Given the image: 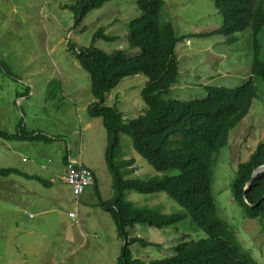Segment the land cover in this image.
Instances as JSON below:
<instances>
[{"label":"rangeland","instance_id":"obj_1","mask_svg":"<svg viewBox=\"0 0 264 264\" xmlns=\"http://www.w3.org/2000/svg\"><path fill=\"white\" fill-rule=\"evenodd\" d=\"M76 1L0 0V130L11 136L24 131L28 137L0 139V169H15L50 182L46 187L17 175L0 179V264H115L124 247L111 217L97 207L100 199L113 196L112 177L104 160L107 135L102 119L89 114L95 101L90 77L69 46L88 48L97 31L104 29L107 36L117 39L98 40L97 49L107 54L123 51L134 58L140 50L129 47L128 25L141 12L136 0H117L92 11L75 27L74 15L66 6ZM164 1L161 19L172 23L179 39L175 55L180 73L178 84L164 96L166 100L203 99L206 88L235 89L252 78L257 48L250 30L231 37H202L222 26L223 16L214 1ZM233 37L236 41L230 43ZM258 43L264 62V32ZM253 80L257 98L217 157L212 191L220 218L236 233L242 249L264 264V219L246 218L232 195L239 164L247 162L264 143V82L258 77ZM147 82L142 75L124 79L107 95L106 105L117 107L126 121L137 119L146 110L141 92ZM33 133L51 142L32 140ZM119 144V161H136L135 173H125L126 180L176 174L156 173L135 152L129 136L120 133ZM68 151L73 160L92 168L98 179L100 195L89 189L93 200L80 202V207L70 187L61 181V160ZM126 200L139 209L185 213L165 194L127 192ZM71 214L76 215L78 225ZM84 232L89 235L86 241ZM127 232L130 238L152 243L147 248L129 246L133 259L143 262L168 257L170 248L184 240L207 239L190 219L163 232L146 225Z\"/></svg>","mask_w":264,"mask_h":264},{"label":"trees","instance_id":"obj_2","mask_svg":"<svg viewBox=\"0 0 264 264\" xmlns=\"http://www.w3.org/2000/svg\"><path fill=\"white\" fill-rule=\"evenodd\" d=\"M117 0H77L66 6L73 15L75 27L81 25L92 11L102 9ZM223 16L222 26L200 36L231 37L250 30L255 41L252 78L235 89L223 87L206 88V97L192 101L166 100L164 96L178 84L179 64L175 49L179 42L172 23L163 22L164 0H136L141 15L128 25L130 48L139 49L140 54L129 58L123 51L107 54L95 47L98 40L114 42L117 38L99 29L88 48L69 46L80 66L90 77L94 98L89 107L93 118H101L107 135L105 163L112 177L113 196L108 201L100 199L98 208L107 213L124 242L116 264H258L241 246L236 233L220 218L213 196L214 166L217 157L227 147L230 133L248 116L257 90L254 77L264 82V62L259 58L258 37L264 32V0H212ZM233 37L230 43L235 42ZM142 75L148 82L141 92L146 104L143 115L126 121L115 106H107L106 99L119 84L128 77ZM129 136L135 152L156 173L176 174L154 177L148 180L125 179V173L134 174V159L121 158L119 134ZM32 140L51 142L35 135ZM28 139L24 131L11 136L0 130V139ZM264 166V143L250 159L238 166L232 184L234 201L246 218L264 219V175L255 178L247 192L245 189L251 176ZM12 175L21 176L15 169H0V179ZM47 186V182L36 176L24 175ZM127 192L139 195L165 194L185 210L183 214L167 215L161 209L136 208L126 200ZM190 219L196 229L207 234V239L183 241L171 249L168 257L143 262L133 259L129 246L151 243L140 238H129L128 230L146 225L159 231L175 229L178 224Z\"/></svg>","mask_w":264,"mask_h":264},{"label":"built area","instance_id":"obj_3","mask_svg":"<svg viewBox=\"0 0 264 264\" xmlns=\"http://www.w3.org/2000/svg\"><path fill=\"white\" fill-rule=\"evenodd\" d=\"M64 182L71 188L73 197L78 203L84 191L95 185V176L89 169L71 162L66 168ZM70 217L74 219L75 222L77 221L75 214H71Z\"/></svg>","mask_w":264,"mask_h":264},{"label":"crops","instance_id":"obj_4","mask_svg":"<svg viewBox=\"0 0 264 264\" xmlns=\"http://www.w3.org/2000/svg\"><path fill=\"white\" fill-rule=\"evenodd\" d=\"M105 151H106V149H105ZM71 162H73L74 164H76V165H78V166H82V167H85V168L89 169L90 171L93 172V174H94V176H95V185L92 186V187L87 188V189L84 191V193L81 195V197H80L78 203L76 202V205H78V206L80 207V202H81V203L83 202V203H86V204H87L88 202H91V201L93 200V196H92L91 192H89L88 190L91 189V188H94V189L96 190V192L99 190L98 179H97V176H96L95 171H94L92 168H90V167H88V166L82 164L81 161L73 160L72 157H71V155H70V151H68V153L66 154V156L61 160V166H62V170H63V171H62V178H61V181H62V182H64V175H65V172H66V168H67L68 164L71 163ZM44 169H45V168H44ZM24 175H27V176H35V175H29V174H26V173H25V174L22 173V175L19 176V177L25 178ZM36 177H37V176H36ZM40 184H41V183H40ZM46 185H47L46 187L50 186V182H48ZM70 189H71V188H70ZM71 193H72V190H71ZM96 194H97V196L100 195L98 192H97ZM72 196H73V194H72ZM73 198H74V197H73ZM110 199H111V198H110ZM110 199H108V200H110ZM108 200H106V201H108ZM97 207H98V204H97ZM77 225H78V223H77ZM160 232H161V231H160ZM162 232H163V231H162ZM82 235H83V237L85 238V241H86V238L89 236L88 233L84 232V233H82ZM129 238H130V237H129ZM131 238H134V237H131ZM138 238H139V237H138ZM114 239H115V241H118V238H114ZM87 243H88V241H87ZM149 243H151V242H149ZM151 245H152V243H151ZM117 249L119 250V248H117ZM117 249H116V250H117ZM170 249H172V248H170ZM161 250H162V249H161ZM118 258H119V255L117 254V257H116V259H115V264H116Z\"/></svg>","mask_w":264,"mask_h":264},{"label":"water","instance_id":"obj_5","mask_svg":"<svg viewBox=\"0 0 264 264\" xmlns=\"http://www.w3.org/2000/svg\"><path fill=\"white\" fill-rule=\"evenodd\" d=\"M261 175H264V166L259 167V168H257L256 170H254V172H253V174H252V176H251V179H250V181H249V183H248V185H247V187H246V189H245V192H247V191L249 190V188H250V186H251L253 180H254L255 178L261 176ZM262 201H264V198L262 199Z\"/></svg>","mask_w":264,"mask_h":264}]
</instances>
